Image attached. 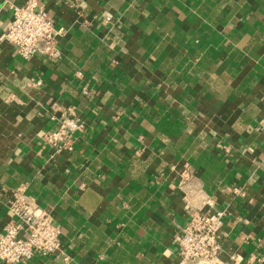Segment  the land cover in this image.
<instances>
[{"label":"crops","instance_id":"crops-1","mask_svg":"<svg viewBox=\"0 0 264 264\" xmlns=\"http://www.w3.org/2000/svg\"><path fill=\"white\" fill-rule=\"evenodd\" d=\"M24 1L0 0V232L24 185L60 253L17 264H177L194 207L222 213L195 264H264V0H39L61 56L29 61L3 39ZM58 105L71 153L41 141Z\"/></svg>","mask_w":264,"mask_h":264},{"label":"built area","instance_id":"built-area-1","mask_svg":"<svg viewBox=\"0 0 264 264\" xmlns=\"http://www.w3.org/2000/svg\"><path fill=\"white\" fill-rule=\"evenodd\" d=\"M10 7L12 15L5 26L3 39L14 53L25 61L35 55L58 59L61 51L57 38L62 29L56 28L53 17L40 7L39 0H25ZM80 76L79 72L75 74V77ZM35 84L41 85V81ZM49 118L55 125L42 134V143L53 154L71 153L74 141L86 129L79 110L74 105H58L53 108ZM26 190L21 185L9 192V218L0 232V262L5 264L23 263L36 256L60 253V231L51 212L30 198ZM235 193L244 195L237 190ZM208 204L206 201L205 205ZM203 210L201 207L191 208L187 223L180 229L176 248L177 264L212 261L217 255L222 213Z\"/></svg>","mask_w":264,"mask_h":264}]
</instances>
